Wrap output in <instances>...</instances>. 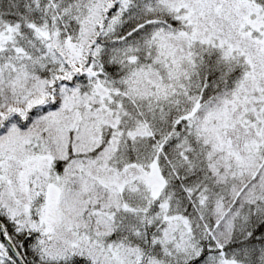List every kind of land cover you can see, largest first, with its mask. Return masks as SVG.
Here are the masks:
<instances>
[{"label": "snow or ice", "instance_id": "6c2138e0", "mask_svg": "<svg viewBox=\"0 0 264 264\" xmlns=\"http://www.w3.org/2000/svg\"><path fill=\"white\" fill-rule=\"evenodd\" d=\"M0 264H264V0H0Z\"/></svg>", "mask_w": 264, "mask_h": 264}]
</instances>
